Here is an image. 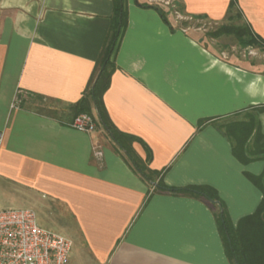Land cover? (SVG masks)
Instances as JSON below:
<instances>
[{
	"label": "crops",
	"instance_id": "obj_1",
	"mask_svg": "<svg viewBox=\"0 0 264 264\" xmlns=\"http://www.w3.org/2000/svg\"><path fill=\"white\" fill-rule=\"evenodd\" d=\"M167 1L127 0L105 105L120 131L148 145V166L166 184L215 188L236 224L263 198L246 172L262 174L264 160L241 162L218 123L264 106V72L142 6ZM172 1L213 23L233 10L231 0ZM234 9L264 38V0ZM112 12V0H0V210L32 209L40 226L71 239L68 264H231L207 200L154 191L103 127L72 126ZM258 118L264 125V110ZM133 148L147 157L141 142ZM41 212L55 227L38 221Z\"/></svg>",
	"mask_w": 264,
	"mask_h": 264
},
{
	"label": "trees",
	"instance_id": "obj_2",
	"mask_svg": "<svg viewBox=\"0 0 264 264\" xmlns=\"http://www.w3.org/2000/svg\"><path fill=\"white\" fill-rule=\"evenodd\" d=\"M112 1L113 12L107 39L84 94L72 105L75 115L81 113L92 115L97 126L103 127L119 148L124 151L133 169L155 184L154 191L207 200L209 206L214 210L225 252L231 264H264V172L260 175L246 172L247 177L262 190L263 198L255 212L242 217L234 224L215 188L209 185L173 187L166 184L161 176V171L153 170L148 166L152 159V152L148 145L139 137L120 131L111 120L105 105L104 94L110 87L111 77L117 68L116 55L129 20L127 0ZM175 3L179 8H183L181 3L176 1ZM236 5L237 0H231L229 9L235 10ZM142 6L155 8L161 17L169 22L167 11L162 6L158 4H142ZM224 33L237 36L243 44L264 49V38L257 34L247 22L241 26L224 25L219 32L210 35L216 37ZM263 110L264 106L251 107L235 113L222 123H218L220 131L232 144L233 154L241 162L264 160V125L258 118L259 113ZM210 120L209 118L201 119L200 125ZM216 120L218 119L213 122L216 123ZM134 141L141 142L145 147L147 153L145 159L136 153L133 148ZM213 201H218V203Z\"/></svg>",
	"mask_w": 264,
	"mask_h": 264
},
{
	"label": "built area",
	"instance_id": "obj_3",
	"mask_svg": "<svg viewBox=\"0 0 264 264\" xmlns=\"http://www.w3.org/2000/svg\"><path fill=\"white\" fill-rule=\"evenodd\" d=\"M72 126L91 132L97 123L92 115L81 113ZM3 141L0 131V148ZM72 245L68 237L40 226L32 209L0 210V264H68Z\"/></svg>",
	"mask_w": 264,
	"mask_h": 264
},
{
	"label": "rangeland",
	"instance_id": "obj_4",
	"mask_svg": "<svg viewBox=\"0 0 264 264\" xmlns=\"http://www.w3.org/2000/svg\"><path fill=\"white\" fill-rule=\"evenodd\" d=\"M164 4L163 7L167 11V16L176 17L179 22H183V26L190 29V31L200 28V32L206 34L209 37H205L208 44L215 49V51L221 55L225 56L233 61L244 60L253 65H258L264 72V49L262 47L246 45L240 42L239 38L233 34H220L216 37H212L210 34L217 33L224 25H234L241 26L246 22L244 21L242 15L235 9L229 13L223 22L213 23L203 19H191L187 18L182 9L172 0L168 4ZM182 25V24H181ZM40 105H50L46 101H37ZM56 108L63 109L64 106L56 104L50 105ZM226 121L223 120L222 122ZM30 204V201H27ZM16 206V205H14ZM30 207V205L28 206ZM47 220L45 212L38 214V221L46 228L55 227V224H44ZM55 230V229H54ZM57 230V229H56Z\"/></svg>",
	"mask_w": 264,
	"mask_h": 264
},
{
	"label": "water",
	"instance_id": "obj_5",
	"mask_svg": "<svg viewBox=\"0 0 264 264\" xmlns=\"http://www.w3.org/2000/svg\"><path fill=\"white\" fill-rule=\"evenodd\" d=\"M213 202H216V203H218V201H213Z\"/></svg>",
	"mask_w": 264,
	"mask_h": 264
}]
</instances>
